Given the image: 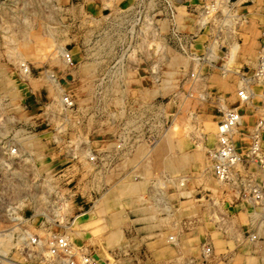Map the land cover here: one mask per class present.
I'll list each match as a JSON object with an SVG mask.
<instances>
[{
	"label": "rangeland",
	"instance_id": "rangeland-1",
	"mask_svg": "<svg viewBox=\"0 0 264 264\" xmlns=\"http://www.w3.org/2000/svg\"><path fill=\"white\" fill-rule=\"evenodd\" d=\"M263 44L264 0H0V264H54L62 234L98 264H148L120 246L114 184L162 177L201 253L264 264V171L222 183L207 166L221 108L242 116L243 149L264 113L251 77ZM129 147L141 156L115 161Z\"/></svg>",
	"mask_w": 264,
	"mask_h": 264
},
{
	"label": "crops",
	"instance_id": "crops-1",
	"mask_svg": "<svg viewBox=\"0 0 264 264\" xmlns=\"http://www.w3.org/2000/svg\"><path fill=\"white\" fill-rule=\"evenodd\" d=\"M142 152V148L132 150L129 147L124 151L114 149L115 161L116 158L126 154L135 155L138 158ZM130 180L128 185L123 186L121 180L120 184L116 181L114 196L120 197L125 203L117 220L118 231L122 234L120 246L129 251L134 247L142 249L143 252L138 253L137 262L216 264L220 261L222 264L229 263L222 256L216 257L213 247H209L210 261L201 253L202 245L206 242H202L200 227H194L189 231L180 228V222L186 216V212L180 207L183 201L179 195L176 199L171 198L177 187H170V179L162 177L148 183H141L133 178ZM173 184L176 185L177 182L174 181ZM219 248L227 250V245L222 242Z\"/></svg>",
	"mask_w": 264,
	"mask_h": 264
},
{
	"label": "built area",
	"instance_id": "built-area-1",
	"mask_svg": "<svg viewBox=\"0 0 264 264\" xmlns=\"http://www.w3.org/2000/svg\"><path fill=\"white\" fill-rule=\"evenodd\" d=\"M63 57L68 63H71L68 53H65ZM24 72L27 70L24 69ZM251 77L264 83V44L259 49L257 66ZM237 96L243 103L249 102L253 97L248 79H243V85L238 90ZM62 102L67 106H72L68 97H64ZM261 104L264 109V94L261 95ZM240 126H242V116L237 109L221 108L216 125L215 143L207 150V166L222 183H236L238 181L236 174L239 168L246 170L249 166L254 165L264 171V152L262 150L264 113L256 120L248 137V144L244 149L235 139L236 135L240 137L243 134ZM14 152L15 150L12 149L11 153ZM242 191L244 194L247 192L256 201L262 198L261 187L258 185H243ZM251 238L253 239L254 236ZM27 240L34 246L41 244V241L36 237L30 236ZM47 253L54 264H98L88 249L83 245L74 246L67 234L53 236L48 241ZM209 254L210 248L207 247L204 250V255L208 256Z\"/></svg>",
	"mask_w": 264,
	"mask_h": 264
},
{
	"label": "bare ground",
	"instance_id": "bare-ground-1",
	"mask_svg": "<svg viewBox=\"0 0 264 264\" xmlns=\"http://www.w3.org/2000/svg\"><path fill=\"white\" fill-rule=\"evenodd\" d=\"M10 234H8L7 236H9Z\"/></svg>",
	"mask_w": 264,
	"mask_h": 264
}]
</instances>
